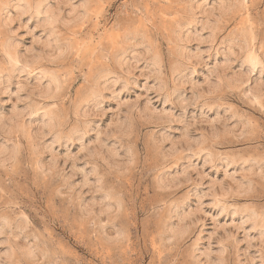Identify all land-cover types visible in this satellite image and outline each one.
Here are the masks:
<instances>
[{"label": "rangeland", "instance_id": "1", "mask_svg": "<svg viewBox=\"0 0 264 264\" xmlns=\"http://www.w3.org/2000/svg\"><path fill=\"white\" fill-rule=\"evenodd\" d=\"M38 1L0 0V264H264V0Z\"/></svg>", "mask_w": 264, "mask_h": 264}, {"label": "bare ground", "instance_id": "2", "mask_svg": "<svg viewBox=\"0 0 264 264\" xmlns=\"http://www.w3.org/2000/svg\"><path fill=\"white\" fill-rule=\"evenodd\" d=\"M31 4V3H30ZM34 5V4H33ZM45 5H46V3L44 4V1H38L35 5H34V7L33 6H31V5H29L28 4V7H26L27 9H28V11H29V9H30V7H33V11H34V13H36L37 15H47V19H48V21H46V22H52V21H55V20H57V19H54V16L56 15H54L53 14V11L52 12H50V11H48V10H46V8H45ZM26 6V5H25ZM31 11H32V8H31ZM54 15V16H53ZM59 16H57V18H58ZM59 19V18H58ZM45 20V19H44ZM45 23V22H44ZM53 23V22H52ZM52 23L50 24L51 26H52ZM55 24V23H54ZM46 25V24H45ZM11 48V47H10ZM246 48V50H245V59H246V61H247V63L249 64V66H250V68L252 67H255V66H257L258 64H260V56H259V54L256 52V50H255V48H254V46H252V45H250V46H247V47H245ZM14 51H12L11 49H9V53H8V55H9V63H11V67H13V65L15 66V64H13V63H17L19 60H20V58H18V56L16 55V53H18V52H16V53H13ZM263 57V56H262ZM17 65V64H16ZM14 68V67H13ZM12 68V69H13ZM11 69V70H12ZM11 70H10V72H11Z\"/></svg>", "mask_w": 264, "mask_h": 264}]
</instances>
